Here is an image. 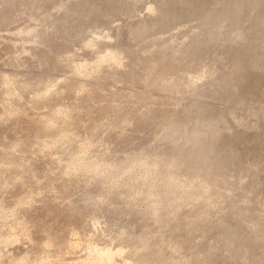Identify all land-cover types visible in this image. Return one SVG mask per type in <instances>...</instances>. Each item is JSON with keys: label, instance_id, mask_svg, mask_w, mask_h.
Listing matches in <instances>:
<instances>
[{"label": "rangeland", "instance_id": "rangeland-1", "mask_svg": "<svg viewBox=\"0 0 264 264\" xmlns=\"http://www.w3.org/2000/svg\"><path fill=\"white\" fill-rule=\"evenodd\" d=\"M262 20L264 0H0V112L11 84L21 94H13L7 102L16 106L25 105L44 92L48 83L54 86L51 93L38 98L47 100L48 105L29 107L27 115L19 118L4 115L0 119V135L7 136L10 142L22 143L15 148L0 141V146L3 145L0 159L27 165V170L19 174L8 163L0 165V264H42L48 260L49 264H97L90 259L93 248L121 253L113 264H129L132 260L133 264H205L200 259L190 262L185 255L202 253L210 245H219L214 250L215 257H219L216 264H264V207H261L264 192L254 191L258 185L259 189L264 187V26L259 23ZM150 24L156 27L151 30ZM28 29L48 42L34 49V54L27 49L34 37L26 33ZM241 30L255 34L258 40L239 41ZM170 42L191 48L190 58L181 61L178 71L187 72L189 78L200 70L207 72V77H195L196 92H176L177 89L167 86V80L160 83L165 91L132 80V74L143 77L151 71L137 67L148 61L145 57L158 55L170 61V50L166 48ZM249 42L258 46L263 55L242 63L244 69L251 68L255 75L240 77L235 84L227 77L235 68L233 55ZM107 53L119 56L122 60L119 68L109 65ZM84 62L90 64L85 69L91 73L79 76L75 63ZM107 70L115 72L113 78L105 77ZM5 79L11 82L9 87ZM113 91L122 92V97H113L110 94ZM139 95L154 96L162 102L176 100L179 111L184 107L193 109L189 112L191 117L196 115L197 106L192 104L197 103L208 110L204 111L206 115H214L212 121L217 119L216 124L208 137H202L203 133L191 136L180 152H173L162 143L152 148L155 131L124 120L127 111L145 110V100ZM119 100L120 107L112 111L111 107ZM81 103L91 109L88 116L81 112L80 117H85L83 124L74 126L73 131H77L73 140L63 138L64 132L57 128L42 126L41 131L37 124L30 128L32 124L28 121L38 109L48 115L56 107L65 106L72 114V108ZM95 119L98 123L104 120L100 128H96ZM176 125L180 128L186 123L178 120ZM187 128L194 132L196 126ZM176 132L168 134L171 145L177 144ZM44 140L47 144L42 145L40 141ZM85 140H91L89 149L82 153L84 162L89 164L69 166L71 153L78 152L77 145ZM52 141L54 144H49ZM141 150L138 156L131 154ZM207 160L210 162L204 168ZM143 162L156 167L158 179L154 181L159 184L156 193L155 187L146 184L144 172L135 173L142 170ZM100 163H109L111 167L117 163L118 167L102 172ZM181 164H188V170L181 171ZM213 167L211 174H207ZM99 174L103 177L99 178ZM13 175L22 176L24 184L8 183ZM215 187H222L223 192L214 194ZM15 197H19L18 201ZM221 204L223 209H219ZM254 208H261V212L253 215ZM210 209L214 211L209 222L215 229L191 230L192 226L186 223L200 219ZM223 219L235 226L230 240L224 237L227 223L223 228ZM123 226L127 227L125 234L119 232ZM171 227L175 229L174 235L168 233L162 244ZM46 239L51 242L50 249L47 248L50 253L42 246ZM145 242L148 246L141 249ZM244 249L247 253L243 256ZM153 250L157 252L153 254Z\"/></svg>", "mask_w": 264, "mask_h": 264}, {"label": "bare ground", "instance_id": "bare-ground-1", "mask_svg": "<svg viewBox=\"0 0 264 264\" xmlns=\"http://www.w3.org/2000/svg\"><path fill=\"white\" fill-rule=\"evenodd\" d=\"M243 1V0H242ZM72 2V1H71ZM82 2V1H81ZM84 3H85V1H84ZM167 3V2H166ZM174 3V2H173ZM188 3V2H187ZM193 3V2H192ZM59 4V3H58ZM159 4H161V3H159ZM73 5V4H72ZM113 5H114V3H113ZM174 5V4H173ZM182 5V4H181ZM60 6V5H59ZM85 6H87V5H85ZM159 6V5H158ZM194 6V5H193ZM249 6V5H248ZM61 7V6H60ZM59 7V8H60ZM77 7V6H76ZM110 7V6H109ZM125 7H126V5H125ZM167 7V6H166ZM172 7H174V6H172ZM187 7H188V5H187ZM192 7V6H191ZM150 8V7H149ZM159 8V7H158ZM177 8V7H176ZM179 8V7H178ZM181 8V7H180ZM189 8V7H188ZM73 9V8H72ZM75 9V8H74ZM73 9V10H74ZM81 9V8H80ZM113 9V8H112ZM126 9V8H125ZM151 9V8H150ZM170 9V8H169ZM174 9H175V7H174ZM189 9H191V8H189ZM240 9V8H239ZM238 9V10H239ZM167 10V9H166ZM178 10V9H177ZM184 10H187L186 8L184 9ZM115 11V10H114ZM162 11V10H161ZM164 11V10H163ZM172 11V10H171ZM178 11H180V10H178ZM235 11V10H234ZM35 12V11H34ZM103 12V11H102ZM165 12V11H164ZM173 12V11H172ZM171 12V13H172ZM174 12H175V10H174ZM177 12V11H176ZM241 12V11H240ZM66 13V12H65ZM78 13V12H77ZM68 14V13H67ZM176 14V13H175ZM75 15V14H74ZM173 15V14H172ZM212 15V14H211ZM65 16V15H64ZM167 16H168V14H167ZM3 17V16H2ZM173 17H174V15H173ZM12 20V19H11ZM62 20V19H61ZM167 20H169V19H167ZM209 21V20H208ZM60 22V21H59ZM141 22V21H140ZM172 22V21H171ZM2 23V21H0V24ZM61 23V22H60ZM167 23V22H166ZM259 23H261V24H263V26H264V20H262V21H260ZM158 24V23H157ZM212 24V23H211ZM151 26H150V28L149 29H151V30H153V28H155L156 26H155V24H150ZM1 26V25H0ZM144 26V25H143ZM171 26V25H170ZM136 27V26H135ZM251 27V26H250ZM210 28V27H209ZM262 28V27H261ZM33 30H34V28H32ZM32 29H28L27 31H26V33L27 34H31V36L33 35L34 37H33V42H31V46H28L27 47V49H28V51H31V52H33V54L35 53L34 52V49H39L42 45H44V44H47L48 42H46L45 40H44V38L42 39L41 38V36H38V34L36 33V31L34 32ZM141 29V28H140ZM243 29V28H242ZM250 29V28H249ZM207 30V29H206ZM260 30V29H259ZM70 31V30H69ZM140 31V30H139ZM142 31H144V30H142ZM149 31V30H148ZM141 32V31H140ZM139 32V33H140ZM241 32H242V30H241ZM246 32V31H245ZM138 33V34H139ZM42 34V33H41ZM143 34H144V32H143ZM218 34V33H217ZM264 34V33H263ZM26 35V34H25ZM24 35V36H25ZM45 35V34H44ZM10 36V35H9ZM142 36V35H141ZM147 36V35H146ZM238 36V35H237ZM236 36V37H237ZM23 38V37H22ZM26 38V37H25ZM30 38V37H29ZM239 41H257L258 39V37L257 36H255V34H251L250 32H247V33H244V32H242V33H240L239 34ZM31 39V38H30ZM174 39V38H173ZM237 40H238V37L236 38ZM236 40V41H237ZM235 41V40H234ZM235 41V42H236ZM91 42V41H90ZM90 42L88 41L87 42V45L88 46H90L91 44H90ZM203 42V41H202ZM86 43V42H85ZM97 43V42H96ZM166 43V42H165ZM171 43V42H170ZM238 43V42H237ZM120 44V43H119ZM196 44V43H195ZM238 44H240V43H238ZM86 45V44H85ZM113 45V44H112ZM170 46L169 47H167L166 46V48H168V50H170V52H168V53H170L169 55H170V61H165V60H163L162 58H160L158 55H156V56H154V57H151L150 56V54H149V56L151 57V58H149L148 56L147 57H145V58H148V61H143V62H141V63H139L138 64V66L137 67H139V66H141V67H147V70H148V68H150L151 69V71L146 75V76H140V75H137L136 74V76L134 77V74H132V80L133 81H140L142 84H143V86H145L146 84L148 85V86H152V85H155V86H153V87H155V88H158V89H160V90H164L165 91V89H164V87L160 84L162 81H164V80H167V81H169V83L168 82H166L167 83V86L169 87V88H171V89H177L176 90V92H179L180 93V91L182 92H187V91H190V92H196V89H197V83H196V81H195V77L196 76H198V75H205V77H207L208 75H207V72L205 73V71H201L200 70V72L198 73V74H196V76L195 77H191V78H189V77H187V72H180V71H178L179 70V66H180V63H183V62H181V61H183V60H185V59H187V58H190V55H191V51H190V49L189 48H186V47H184L183 45H182V43L181 44H173V43H171V44H169ZM200 45V44H199ZM242 45V44H241ZM122 46H124V45H122ZM85 47V46H84ZM199 47V46H198ZM201 47V46H200ZM238 47V46H237ZM244 48H240L241 49V51L238 53V52H236V53H238L237 55L235 54V55H233L234 57H235V68H234V70H233V72H230V73H232L231 75L229 74V75H227V77L231 80V81H233L234 83H235V81H238L239 80V78L240 77H243V76H245V75H251V76H254L255 75V73L252 71V69L251 68H249V69H244L243 68V66H242V63H244V62H250V61H252L255 57H258V55H263L260 51H259V47L258 46H256V45H254V43H248V44H246L245 46H243ZM257 47V48H256ZM130 48V47H129ZM42 49V48H41ZM195 49V48H194ZM239 49V48H238ZM44 51V50H43ZM195 51V50H194ZM196 51H197V49H196ZM195 51V52H196ZM201 51V50H200ZM238 51V50H237ZM261 51H262V48H261ZM53 52V51H52ZM43 53V52H42ZM41 53V54H42ZM28 54V53H27ZM31 54V53H30ZM157 54V53H156ZM162 54V53H161ZM105 54L103 53V55H101V56H104ZM153 56V55H152ZM195 56V55H194ZM193 56V57H194ZM197 56V55H196ZM32 57V56H31ZM30 57V58H31ZM71 57V56H70ZM106 57V60H108V63H109V65H111V66H113L114 68H119V66L121 65V63H122V60L119 58V56L118 55H116L115 53H107V55L105 56ZM141 57V56H140ZM167 57H168V54H167ZM192 57V58H193ZM232 57V56H231ZM35 58V57H34ZM40 59H41V57H39ZM39 58H37L38 60H39ZM44 58V57H43ZM52 58V57H51ZM64 58V57H63ZM66 59H67V57H65ZM144 58V59H145ZM62 59V58H61ZM135 59V58H134ZM231 59V58H230ZM58 60H59V58H58ZM62 60H64V59H62ZM143 60V59H142ZM147 60V59H146ZM43 61H44V59H43ZM233 61V60H232ZM48 62V61H47ZM74 62V61H73ZM94 62V61H93ZM92 62V63H93ZM140 62V61H139ZM229 62V61H228ZM39 63H41V62H39ZM51 63V62H50ZM61 63H62V61H61ZM64 63V62H63ZM136 63V62H135ZM59 64V63H58ZM76 65H75V73L77 74V73H79V76L80 75H89L91 72L89 71V70H86L85 69V67L86 66H88V65H90L88 62H84V63H75ZM195 64V63H194ZM20 65V64H19ZM60 65V64H59ZM135 65V64H134ZM50 66V65H49ZM129 67V66H128ZM135 67V66H134ZM90 68V67H89ZM104 68V67H103ZM48 69V68H47ZM107 69V68H106ZM128 69H130V68H128ZM134 70V69H133ZM133 70H130V71H132V72H134ZM203 70V69H202ZM115 71V70H114ZM129 71V70H128ZM124 72V71H123ZM114 74H115V72H113V71H111V70H107V71H105V73H104V75H105V77H114ZM120 74V73H119ZM131 74V73H130ZM224 74V73H223ZM6 75V74H5ZM190 75V74H189ZM188 75V76H189ZM210 75V74H209ZM212 75V74H211ZM98 76V75H97ZM131 76V75H130ZM214 75H212V77H213ZM223 76V75H222ZM226 76V75H225ZM230 76V77H229ZM112 77V78H113ZM211 77V78H212ZM7 78V77H6ZM86 78V77H85ZM139 78V79H138ZM188 78V79H187ZM69 79V78H68ZM209 79V78H208ZM223 79H225V78H223ZM222 79V80H223ZM66 80V79H65ZM221 80V81H222ZM10 81V80H9ZM42 81V80H41ZM109 81V80H108ZM221 81H220V83H221ZM45 82V81H44ZM101 82V81H100ZM224 82V81H223ZM227 82H228V80H227ZM226 82V83H227ZM4 83L8 86V84H9V86H10V84H11V82L9 83L6 79H5V81H4ZM19 83V82H18ZM41 83V82H40ZM136 83H138V82H136ZM136 83H135V85H136ZM140 83V84H141ZM165 83V84H166ZM225 83V82H224ZM21 84V83H20ZM46 84H47V82H46ZM81 84V83H80ZM141 84V85H142ZM186 84V85H185ZM228 84V83H227ZM236 84V83H235ZM13 84H11V86L9 87V89H6V90H8L7 91V93H5L4 91V93H5V95H4V100H5V104L3 105V111H1L0 112V119L1 120H3V116L4 115H10V116H19V117H21L22 115H24L25 113H26V110L28 111V109H29V107H40L41 105L42 106H45V105H48V104H45V102H47V100H40V99H38V98H40V97H42V96H46L48 93H51L53 90H52V88L54 87L52 84H50V83H48V85L46 86L45 84V86H46V90L44 91V92H42V93H40V94H38V95H35V97L33 96V98H31L28 102H25L26 104L25 105H19V106H16V105H14V104H12V105H8L9 103L7 102V100L8 99H12L13 97H12V95L13 94H21V93H19V91H17V88L16 87H14V86H12ZM201 85V84H200ZM223 85V84H222ZM233 85V84H232ZM238 85V84H237ZM7 86H5L6 88H7ZM21 86H23V85H21ZM26 86V85H25ZM45 86H44V88H45ZM71 86V85H70ZM39 87V86H38ZM37 87V88H38ZM40 87H42V85L40 86ZM142 87V86H141ZM226 86H224V88H225ZM229 87V86H228ZM240 87V86H239ZM22 88H24V86L22 87ZM22 88H21V90H22ZM79 88V87H78ZM181 88H183L182 90H181ZM2 89V88H1ZM19 89H20V87H19ZM39 89V88H38ZM149 89V88H148ZM151 89V88H150ZM227 89V88H226ZM232 89V88H231ZM234 89V88H233ZM261 89H262V87H261ZM4 90V89H3ZM40 90V89H39ZM81 90V89H80ZM74 91V90H73ZM202 91V90H201ZM234 91V90H233ZM235 91H237V90H235ZM239 91V90H238ZM241 91V90H240ZM252 91V90H251ZM37 92V91H36ZM55 92V91H54ZM61 92V91H60ZM65 93V92H64ZM104 93V92H103ZM36 94V93H35ZM56 94V93H55ZM110 94H112L113 95V97L115 96V97H117V96H119V98H120V96L122 97V92H118V91H113L112 93H110ZM109 94V95H110ZM128 94H130V93H128ZM195 94V93H194ZM237 94V93H236ZM58 95V94H57ZM97 95H99V93L97 94ZM105 96V94H101L100 93V95L99 96ZM133 95V93L131 94V96ZM228 95V94H227ZM226 95V96H227ZM233 94H231V96H232ZM128 96V95H127ZM142 99H144L145 101H143V103L145 104H143L144 105V107H145V110H144V108L143 109H140V110H144L143 112L141 111L140 113H129L128 111V113L127 112H125L126 113V115H124V120H126V121H128L129 123L130 122H132V123H137V125L136 126H145L146 128H150V131H151V129H153L154 131H155V133H153V134H155V136H154V144H153V146H152V141H151V146L150 147H152V148H155V146H157V147H159L160 146V144L162 143V144H165L166 146H168V149L169 150H171V151H173V152H180L182 149H183V147H184V145H185V143L187 142V140L191 137V136H193V135H199V134H202V137H208L210 134H211V132H212V129H213V127H214V125L216 124V121H217V119H215L214 121H212V119H213V116L214 115H206L205 114V112H207L208 113V110L207 111H205L204 110V108L201 106V105H198L197 103H195V104H192V105H194V106H196L195 107V109L194 110H196V115L195 116H192L191 117V114L189 113V112H192V111H190V110H193V109H190V107L189 108H183L181 111H179V106H180V104H179V102L178 101H170V102H162L161 100L159 101L157 98H154V96H152V97H143V96H141V95H139ZM149 96V95H148ZM179 96V95H178ZM225 96V99H227V97ZM56 97V96H55ZM109 97V96H108ZM124 97V96H123ZM129 97H130V95H129ZM229 97V96H228ZM236 98H237V96H235ZM78 98V97H77ZM101 98V97H100ZM105 98H106V96H105ZM110 98V97H109ZM118 97H117V99H119ZM231 97H229V99H230ZM236 98H234V99H236ZM97 99V98H96ZM103 99V98H102ZM108 99V98H107ZM114 99V98H113ZM160 99V98H159ZM224 99V100H225ZM232 99V98H231ZM50 100H52V99H50ZM110 100V99H109ZM115 100V99H114ZM122 100V99H121ZM237 100V99H236ZM117 101V100H116ZM227 101V100H226ZM11 102V101H10ZM55 102V101H54ZM113 102H115V101H113ZM123 102V101H122ZM230 102V101H229ZM91 103V102H90ZM116 103V102H115ZM120 100L118 101V104H114L112 107H111V105L109 106V107H111L112 108V111L114 110H116L117 108H119L120 107ZM181 103V102H180ZM44 104V105H43ZM108 104V103H107ZM123 105H124V102L122 103ZM121 104V105H122ZM182 105V104H181ZM50 106V105H49ZM89 106V105H88ZM125 106V105H124ZM186 106V105H185ZM190 106V105H189ZM73 107V106H72ZM90 107V106H89ZM193 107V106H192ZM205 107V106H204ZM69 108L68 107H65V106H61V107H56L55 109H53L52 111H50L49 113L50 114H48V115H46L47 114V112H46V114L44 113V111L42 112V111H35V113H34V111L32 112V113H34V117H32L31 118V120L30 121H28V122H30V124H32V126L30 127V128H32L33 127V124H37V125H40L41 126V131H42V126H43V128H57V129H60V130H62L63 132H64V134L62 135V137L63 138H69L70 137V139H72L73 140V137H74V133L77 131V129H76V131L74 132L73 130H74V126L76 125H79L81 122H82V119L85 117V116H83V117H80V114H81V112L82 111H85L86 112V114H85V112H84V114L85 115H87L88 116V114L87 113H90V109L91 108H89V109H87V105L85 104V103H81V104H78V105H76V107L74 106V108H72V110H73V112H72V114H71V112L68 110ZM121 109V108H120ZM207 109V108H206ZM208 109H209V107H208ZM32 110V109H31ZM36 110V109H35ZM43 110V109H42ZM107 110H108V108H107ZM110 110V109H109ZM119 110V109H118ZM117 110V111H118ZM137 110V109H136ZM135 110V111H136ZM139 110V111H140ZM210 110V109H209ZM89 111V112H88ZM104 111V110H103ZM116 111V113H118ZM121 111V110H120ZM205 111V112H204ZM91 112H93V110H91ZM100 112H101V110H100ZM111 112V111H110ZM224 112V111H223ZM95 113H96V111H95ZM95 113H93L96 117H97V114H98V112H97V114H95ZM105 113H106V111H105ZM124 113V112H123ZM217 113V112H216ZM30 114V113H29ZM51 114H54V116H52L51 117ZM108 114H109V112H108ZM112 114H113V112H112ZM111 114V115H112ZM121 114V113H120ZM192 114V115H193ZM215 114V113H214ZM25 115H27V114H25ZM83 115V114H82ZM93 115V116H94ZM101 115V114H100ZM110 115V116H111ZM118 115V114H117ZM66 116H68L70 119L68 120V118H65ZM79 116V117H78ZM89 116H90V114H89ZM94 116V117H95ZM98 116H99V114H98ZM113 116H114V114H113ZM123 116V115H122ZM121 116V117H122ZM7 117V116H6ZM17 117H15V118H17ZM18 117V118H19ZM93 117V118H94ZM100 117H102V115L100 116ZM100 117H98V118H100ZM24 117H22V120H24L23 119ZM27 118V117H26ZM91 118V117H90ZM102 118H104V117H102ZM106 118H107V114H106ZM110 118H113V117H110ZM28 119V118H27ZM64 119H67V121H65ZM117 119V118H116ZM115 119V120H116ZM119 119V118H118ZM14 120H16V119H14ZM98 120V119H97ZM103 120V119H102ZM106 120V119H105ZM113 120V119H112ZM111 120V121H112ZM178 120H183L185 123H186V126H184V127H177V125H176V122L178 121ZM17 121H19V120H17ZM27 121V120H26ZM25 121V123L27 124V122ZM104 121V120H103ZM103 121H101V122H103ZM114 121V120H113ZM23 122V121H22ZM21 122V123H22ZM97 121H96V119H95V123H96ZM101 122H97L98 123V125H97V127L96 128H98L100 125H101ZM116 122V121H115ZM119 122V121H118ZM94 123V122H93ZM104 123V122H103ZM110 123H112V122H109V124ZM114 123V122H113ZM120 123V122H119ZM14 124V123H13ZM17 124V123H16ZM82 124H83V122H82ZM107 124V123H106ZM125 124V123H124ZM124 124H122V125H124ZM131 124V123H130ZM23 125L25 126V124L23 123ZM23 125H21V126H23ZM65 125H67V129H65L64 127H65ZM93 125V124H92ZM104 125V124H103ZM111 125H113L114 126V124H111ZM119 125H121V123L119 124ZM187 125H195L196 126V129H195V131L194 132H192V131H190L188 128H187ZM19 126V125H18ZM17 126V127H18ZM27 126V125H26ZM29 126V125H28ZM80 126V125H79ZM78 126V127H79ZM94 126V125H93ZM102 126V125H101ZM116 126V125H115ZM77 127V128H78ZM89 127V126H88ZM87 127V128H88ZM92 127V126H91ZM105 127V126H104ZM107 127V126H106ZM109 127V126H108ZM107 127V128H108ZM117 127H118V124H117ZM121 127V126H120ZM13 128H16V126L15 127H13ZM20 128V127H19ZM36 128V127H35ZM80 128V127H79ZM100 128V127H99ZM115 128V127H114ZM119 128V127H118ZM118 128H117V130H118ZM7 129V128H6ZM23 129H25V128H23ZM28 129V128H27ZM37 129V128H36ZM92 129V128H91ZM20 130H22V129H20ZM79 130V129H78ZM97 130V129H96ZM99 130V129H98ZM102 130V129H101ZM104 130V129H103ZM110 130H111V128H110ZM116 130V131H117ZM119 130H120V128H119ZM152 130V131H153ZM18 131H19V129H18ZM25 131V130H24ZM23 131V133H25ZM29 131V130H28ZM36 131V130H35ZM143 131V130H142ZM174 131H177L176 133H177V137H175L174 139H176L177 140V144H175V145H171L170 144V140H169V137H168V134H170V133H173ZM11 132H13L12 131V129H11ZM38 132V131H37ZM46 132V131H45ZM44 132V133H45ZM82 132H84V130L82 131ZM85 132H86V130H85ZM88 132V131H87ZM93 132V130L91 131V133ZM96 132V131H95ZM94 132V133H95ZM98 132V131H97ZM96 132V133H97ZM112 132H114L113 130H112ZM21 133V132H20ZM27 133H29V132H27ZM31 133V132H30ZM145 133V132H144ZM147 133H149L148 131H147ZM11 134V133H10ZM8 135V134H7ZM25 135V134H24ZM32 135V134H31ZM33 135H34V133H33ZM37 135H38V133H37ZM41 135V134H40ZM45 135V134H44ZM95 135V134H94ZM10 136V135H9ZM39 136V135H38ZM38 136H37V138H38ZM47 136V135H46ZM89 136V135H88ZM17 137V136H16ZM25 137H27V136H25ZM29 137V136H28ZM31 137V136H30ZM85 137V136H84ZM112 137V136H111ZM135 137V136H134ZM23 138V137H22ZM36 138V140H38V139H40V138H38L37 139ZM42 138V137H41ZM76 138V137H75ZM89 138H90V136H89ZM11 139H13L12 137H11ZM43 139V138H42ZM81 139V138H80ZM22 140V139H21ZM28 140V139H27ZM30 140V139H29ZM32 140H34V138L32 139ZM83 140H84V138H83ZM0 141L1 142H3L4 144H9V147H15L16 148V146H17V144H19V143H17V142H10V141H8V137L7 136H2V135H0ZM12 141V140H11ZM20 141V140H19ZM46 140H44L43 142H41L40 141V143L43 145V143L45 142ZM25 142H26V139H25ZM25 142H24V144L23 145H25ZM34 142H37V141H34ZM29 143V142H28ZM37 143H39V142H37ZM46 143V142H45ZM45 143H44V145H45ZM49 143V142H48ZM56 143V142H55ZM93 143V142H92ZM22 143H20V145H21ZM33 144V143H32ZM36 144V143H35ZM47 144V143H46ZM49 144H54L53 143V141L51 142V143H49ZM90 144H91V140H85L84 142H82V144H81V142H80V144L79 145H77V147H78V152H76V151H74L73 153H71V155H70V157H72V158H70L71 160H70V162H69V166H75V167H78V166H86L87 165V163H88V161H86V162H84V160H83V158L84 157H82V153H84L85 152V150H87V149H89V147H90ZM158 144H159V146H158ZM19 145V146H20ZM149 144H147V146H148ZM3 146V145H2ZM2 146H0V147H2ZM27 146H31V145H27ZM41 146V145H40ZM143 146V145H142ZM141 146V147H142ZM8 147V148H9ZM26 147V146H25ZM38 147H39V144H38ZM44 147V146H43ZM134 147V146H133ZM132 146H131V148H133ZM31 148V147H30ZM136 148V147H135ZM143 148H145V147H143ZM2 149V148H1ZM20 149H22V148H20ZM38 149V148H37ZM45 149V148H44ZM13 150V149H12ZM27 150L29 151L30 149H28L27 148ZM40 150V149H39ZM139 150V149H138ZM143 150V149H142ZM141 150V152H131V154L132 155H135V156H138V155H140L143 151ZM145 150V149H144ZM18 151V150H17ZM21 151V150H20ZM19 151V152H20ZM23 152L22 153H25L24 151L25 150H22ZM41 151H42V149H41ZM52 151V149L50 150V152ZM35 152V151H34ZM40 152V151H39ZM30 152H28V154H29ZM2 154V153H1ZM13 154V153H12ZM33 154V153H32ZM49 155V154H48ZM84 155V154H83ZM117 155V154H116ZM2 156V155H1ZM28 156V155H27ZM8 157V156H7ZM10 157V156H9ZM29 157V156H28ZM31 157V156H30ZM49 158V157H48ZM13 159V158H12ZM27 159V158H26ZM29 159V158H28ZM27 159V160H28ZM85 159V158H84ZM251 159V158H250ZM11 160V159H10ZM8 161L7 159H4V158H2V159H0V165H2V164H4V163H8L9 164V166H12V167H14V168H12L13 170H15L18 174L21 172V171H25V170H27V165H23V164H21L20 162H11V161ZM16 160V159H15ZM26 160V161H27ZM31 160V159H30ZM256 160H257V158H256ZM17 161V160H16ZM252 161H255L254 159H252ZM28 162V161H27ZM210 161L209 160H207L206 161V164H205V166H204V168L207 166V164L209 163ZM86 163V164H85ZM89 164V163H88ZM90 165H92L91 163H90ZM94 166V165H93ZM99 166H100V171H102V172H111V168H112V170L113 169H115V168H117L118 166H117V163H115V164H113V166L111 167V165L109 164V163H107V164H105V163H100L99 164ZM95 167V166H94ZM141 169L142 170H140V171H136L135 173L136 174H139L140 172H144L145 173V176L147 177V182H146V184L147 185H149V184H151L153 187H155V190H154V192L156 193L157 192V189H158V183H156L154 180H157L158 179V172L156 171V167H154V166H151L149 163H147V162H143L142 164H141ZM188 167H189V165L188 164H181V171H185V170H188ZM203 168V169H204ZM52 169V168H51ZM213 169H214V167L212 168V169H210V170H208L206 173L207 174H211V172L213 171ZM232 172H234V171H236V169H232L231 170ZM100 173V172H99ZM99 178H102L103 177V175L102 174H99V176H98ZM11 180H9L8 181V183H11V182H13L14 181V184H17V185H20V184H24V182H25V180H24V178L22 177V176H18V177H16L15 175H13V176H11V178H10ZM211 183H213V184H215L216 186H218L217 184H216V182H211ZM103 184H105V182L103 183ZM258 184V183H257ZM255 186V185H254ZM258 187H259V185H258ZM258 187H255V189H254V191L255 192H257V193H262V192H264V187H260V189L258 188ZM258 189V190H257ZM222 190V191H221ZM227 191H228V189H227ZM213 192H214V194H220V193H222L223 192V188L222 187H215L214 188V190H213ZM263 195V194H262ZM108 197V196H107ZM18 199H19V197H15V200L16 201H18ZM259 199V198H258ZM260 199H261V197H260ZM264 199V198H263ZM224 206H228V204L227 203H222ZM221 204V206L219 207V209H223L224 208V206ZM263 205L261 206V207H264V203H262ZM258 207V206H257ZM256 207V208H257ZM216 208V207H215ZM256 208H254L253 209V211L256 209ZM217 209H218V207H217ZM260 209L261 208H258V209H256L255 211H254V213H253V215L254 214H256V213H260L261 211H260ZM212 211H214L213 209L211 210H206L205 211V215H203L200 219H193V221L192 222H190V223H186V224H188V225H191L192 226V228H191V230L192 229H194V228H200V227H202V228H205L204 229V231L205 232H212V230H214L215 229V227L213 226V225H211L210 224V222H209V220L210 219H212V218H210L213 214H212ZM219 212H220V210H218ZM214 213V212H213ZM222 213V212H221ZM212 214V215H211ZM219 215V214H218ZM214 217V216H213ZM220 217V216H219ZM216 218H217V216H216ZM220 219V218H219ZM212 222H213V220H212ZM211 222V223H212ZM216 222V221H215ZM227 223V226H226V232L224 233V237L226 238V236H227V238L230 240L231 238H230V236L234 233V231H235V226L234 225H232L230 222H228V221H225L224 219H223V222H222V224H221V226L223 225V224H226ZM181 224V223H180ZM197 224V225H196ZM216 224V223H215ZM182 226L183 225H185V224H181ZM217 226V225H216ZM224 226V225H223ZM222 226V227H223ZM224 228V227H223ZM119 230V229H118ZM120 230H122V231H119V232H121V234H125V233H127V227H125V226H123L122 227V229H120ZM175 232V229L174 228H169L168 230H167V233H165L164 234V239H163V242H162V244H164L166 241H167V234L168 233H170V232ZM224 231V230H223ZM174 232H173V235H174ZM222 232V231H221ZM70 233V232H69ZM72 233V232H71ZM127 235V234H126ZM17 237H14V239L15 240H17L16 238H18V236L19 235H16ZM123 236V235H122ZM117 237H119V236H117ZM120 239V238H119ZM227 239V240H228ZM115 240H116V238H115ZM218 240H220V239H218ZM226 240V241H227ZM222 242V241H221ZM228 242V241H227ZM141 244H142V241H141ZM232 245V244H231ZM42 246H43V248L45 249V250H47V248L49 247V246H51V242L49 241V239H46L44 242H42ZM148 246V243L147 242H145V243H143V247H141V249H144V248H146ZM219 246V245H218ZM218 246H213V245H210V247H208V248H206L202 253H199V254H186L185 256H186V258H190V262H194V261H196L197 259H200V260H202V261H205V262H207V263H205V264H216L217 262H218V260H219V257H215V255H216V252L214 251L215 249H216V247H218ZM230 246V245H229ZM97 247V246H96ZM233 247V246H232ZM231 247V248H232ZM49 249H50V247H49ZM88 249H90V248H88ZM140 250V249H139ZM248 250H249V252H251V249L250 248H248ZM48 251V250H47ZM232 251V250H231ZM49 252V251H48ZM140 252H143V250L142 251H140ZM157 252V250H153L152 251V253L154 254V253H156ZM243 253H242V255L244 256V255H246V253H247V249H244V251H242ZM248 252V253H249ZM50 253V252H49ZM223 253V252H222ZM218 254V253H217ZM225 255H226V253H224ZM116 255H121V253H117V254H114L111 250H109V249H104V250H101L100 248H93L92 249V253H91V258L90 259H92L93 261H97V262H95V263H97V264H113L114 263V260H115V258L116 257H118V256H116ZM224 255V256H225ZM49 256H50V254H49ZM223 257V256H222ZM239 258H240V256H239ZM245 259V258H244ZM89 260V259H88ZM91 260V263L93 262ZM223 260V259H222ZM226 260V259H225ZM228 260V259H227ZM238 260V259H237ZM240 260V259H239ZM242 260V259H241ZM246 260V259H245ZM25 261H27V260H25ZM24 261V262H25ZM23 262V263H24ZM132 262H133V260H132ZM129 263V264H133V263ZM222 262H224V261H222ZM227 262V261H226ZM50 263V260H48V261H46L45 263H42V264H49ZM150 263H152V262H150ZM229 263V262H228ZM94 264V263H93ZM128 264V263H127ZM220 264V263H219ZM226 264V263H225Z\"/></svg>", "mask_w": 264, "mask_h": 264}]
</instances>
